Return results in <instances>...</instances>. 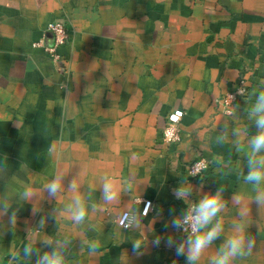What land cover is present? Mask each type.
<instances>
[{"label": "crops", "instance_id": "crops-1", "mask_svg": "<svg viewBox=\"0 0 264 264\" xmlns=\"http://www.w3.org/2000/svg\"><path fill=\"white\" fill-rule=\"evenodd\" d=\"M55 22L68 33L57 60L46 51ZM261 80L264 0H0V204L17 212L13 229L0 219V264H27L25 244L47 237L70 238L66 264H186L151 241L180 238L165 225L171 209L175 215L187 207L173 190L188 182L186 166L197 158L208 168L203 180L188 182L196 189L190 199L220 184L225 199L243 197L257 246L236 264H264V211L250 203V186L239 176L247 146L237 151L215 140L225 120L230 128L234 119L248 123L246 99H254ZM229 93L235 98L226 111ZM174 110L183 112L179 141L167 144L162 131ZM61 170L65 187L76 176L81 193L110 175L120 196L102 204L94 191L88 204L95 210L83 223L66 212L56 221L50 213L63 210L72 194L52 200L44 183ZM25 186L38 198L23 200ZM142 200L153 206L147 217L139 215ZM123 212L133 215L127 230L116 223ZM236 214L231 204L221 214L226 231ZM82 238L98 249L81 251ZM136 239L149 242L141 256L132 252Z\"/></svg>", "mask_w": 264, "mask_h": 264}, {"label": "clouds", "instance_id": "clouds-1", "mask_svg": "<svg viewBox=\"0 0 264 264\" xmlns=\"http://www.w3.org/2000/svg\"><path fill=\"white\" fill-rule=\"evenodd\" d=\"M238 95L245 96L242 89L237 90ZM254 99L249 103L246 99V106L243 109L248 123L238 125L236 119L229 122L224 121L215 140L217 144L230 142L232 146L240 151L246 144L247 151L243 154L244 165L239 171L243 184L250 186V203L257 206L259 212L264 211V80L259 81L257 90L252 93ZM250 127L255 129L250 133ZM245 167L247 171L245 172ZM64 170L54 174L51 179L44 183V191L52 200H60L65 193L72 194L63 210L53 209L50 217L56 221L66 212L68 219L74 224L83 223L89 216L90 210H95L88 201L94 191L100 194V202L109 204L117 201L120 191L110 175L102 174L96 178V187L90 184L86 193L80 192V183L76 176L67 182L65 187ZM203 180V178H201ZM194 187L190 183L182 181L174 190L173 196L183 200L187 207L179 214L172 215L174 209L170 210L171 219L166 223V228L174 232L182 233L177 239L173 234L166 237L154 236L151 241L153 247H159L163 242L166 247L174 249L177 257H184L186 264H200L205 253L215 245L214 254L209 257L208 264H236L238 260H244L252 255L257 246L256 237L249 233L250 209L244 202V198L234 192L230 198L225 199V187L219 185L215 191H208L199 196L195 201L190 199L193 196ZM36 191L30 190L28 186L20 192L23 200L32 202L38 198ZM229 204L237 209L236 219L226 231L225 222L222 217ZM39 209L33 204L32 214L37 215ZM7 218V225L13 229L17 222V212L11 210L8 202L0 204V219ZM44 218L41 217L39 227H44ZM139 228V225L137 226ZM220 241L217 245L216 242ZM132 242V252L137 256L144 254L149 243L148 240L136 239ZM71 240L68 237H47L43 239H29L23 248V257L27 264H66V254ZM41 246L45 250H41ZM85 246L90 253H94L99 244L95 241L85 245L81 239V251Z\"/></svg>", "mask_w": 264, "mask_h": 264}, {"label": "built area", "instance_id": "built-area-1", "mask_svg": "<svg viewBox=\"0 0 264 264\" xmlns=\"http://www.w3.org/2000/svg\"><path fill=\"white\" fill-rule=\"evenodd\" d=\"M48 29L53 34V46L51 48L46 49V51L55 59H58V56L55 54L57 48L61 47L68 40V33L64 25L60 22H55L49 25ZM235 98V93L226 94L224 99L222 100L223 107L227 110L230 109ZM183 116V112L181 110H174L168 117L167 123L162 131V141L167 144L176 143L179 141V122ZM208 168V163L202 159L197 158L190 162L186 166V178L188 182L193 183L194 181H198L205 171ZM153 206L151 201L142 200L140 202L139 215L141 217H147L150 212H152ZM133 221V215L130 212L121 213L117 219V225L127 230L130 228L131 223ZM178 233V232H177ZM179 237H182V233H178Z\"/></svg>", "mask_w": 264, "mask_h": 264}]
</instances>
